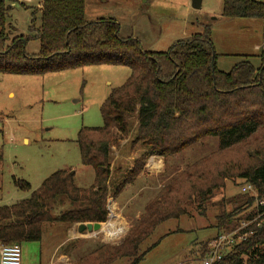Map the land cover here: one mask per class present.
I'll return each mask as SVG.
<instances>
[{"label": "trees", "instance_id": "16d2710c", "mask_svg": "<svg viewBox=\"0 0 264 264\" xmlns=\"http://www.w3.org/2000/svg\"><path fill=\"white\" fill-rule=\"evenodd\" d=\"M14 1L0 0V75L44 76L105 65L125 67L130 74L103 101L102 126L83 127L77 134L80 163L93 172L92 183L78 187L74 172L57 170L31 192L29 183L12 179L15 189L31 193L0 206V246L40 242L46 224L105 223L108 199H116L138 177L149 157L167 160L206 138L217 139L215 152L164 184L118 244L99 245L74 264H113L121 259L139 264L157 245L142 251L158 226L186 215V205L207 203L230 177L250 186L255 196L240 192L222 200L220 206L234 209L215 217L213 228L218 233L235 228V215L264 201V29L256 56L259 65L254 66L250 56H242L224 72L217 68L219 55L210 26H203L188 40L176 41L166 52H148L137 39L120 37L113 19L87 21L85 0H41L30 13L28 35L10 39L7 17ZM221 15L264 21V3L222 0ZM31 41L39 43L36 54L26 52ZM132 116L135 127L128 121ZM127 136L131 137L129 148L138 146L141 153L110 186L112 147ZM237 150L253 163L228 166V155ZM64 203L68 207L53 215L54 208ZM252 218L253 213L245 219ZM244 232L251 235L214 264H264V216Z\"/></svg>", "mask_w": 264, "mask_h": 264}, {"label": "rangeland", "instance_id": "374dc122", "mask_svg": "<svg viewBox=\"0 0 264 264\" xmlns=\"http://www.w3.org/2000/svg\"><path fill=\"white\" fill-rule=\"evenodd\" d=\"M255 1L264 3V0ZM40 2L33 0L31 4L24 5L16 1L10 3L7 17L10 39L28 35L30 13ZM85 7L86 20L95 21L98 17L113 19L119 26V36L137 39L145 51L166 52L176 41L188 40L200 33L203 26H210L214 50L219 55L218 69L228 72L242 56H250L254 66L259 65L256 56L260 51H256L254 45L261 43L260 25L264 21L223 18L222 0H202L198 10L192 8V0H85ZM38 50V41H31L26 47L28 54H36ZM129 74V69L125 67L105 65L44 76L0 75V205H9L27 197L26 192L13 187L12 179L23 180L30 184L32 190H36L55 171L71 170L76 172L75 183L78 187L89 186L92 171L81 166L77 134L83 127L102 126L100 107L103 101L112 89L125 82ZM128 121L131 127H135L134 116ZM125 138L129 143L131 137ZM217 145L216 138H206L167 159L163 171L153 180H136L137 183L131 185L132 189L115 201H122L120 208L123 207V216L128 221L124 226L126 233L142 215L146 202L164 184L187 166L215 152ZM128 152L124 150L126 158L130 156ZM140 153H135L136 158ZM227 158L230 161L228 166L232 168L254 161L238 150ZM133 161L120 162L121 172L113 176L110 186L126 174ZM224 183L225 188L214 191L210 200L201 207L186 205V215L158 226L142 245V251L155 243L157 245L146 253L139 264H202L207 243L218 233L213 228L215 217L234 209L232 205L220 206V202L241 192L240 179L230 177ZM144 186L152 189L144 190ZM128 199L133 205L124 206ZM67 207L65 203L56 206L52 214ZM254 211L252 206L238 213L232 225L238 226ZM73 227L65 224L44 225L43 241L21 244V264H51L54 260L55 264H74L99 245L118 244L125 236L110 240L100 232L96 236L84 233L75 239ZM113 264L129 262L121 259Z\"/></svg>", "mask_w": 264, "mask_h": 264}, {"label": "built area", "instance_id": "2783aa9c", "mask_svg": "<svg viewBox=\"0 0 264 264\" xmlns=\"http://www.w3.org/2000/svg\"><path fill=\"white\" fill-rule=\"evenodd\" d=\"M15 1L24 5L31 4L33 0ZM241 193H252L255 196V193L248 185H243L241 187ZM253 208L255 211L253 212L252 219L241 220L238 226L232 230L218 233L207 243V251L202 264H214L215 262L221 260L237 245L242 243L246 238H248V236L251 235V232L242 233V231L264 216V201H256L253 205ZM100 232H103L110 240H119L125 235L126 228L121 224H117L110 213L109 219L102 224L100 231L92 232L89 235L96 236ZM0 264H21V245L13 243L0 246Z\"/></svg>", "mask_w": 264, "mask_h": 264}, {"label": "crops", "instance_id": "0c3cea01", "mask_svg": "<svg viewBox=\"0 0 264 264\" xmlns=\"http://www.w3.org/2000/svg\"><path fill=\"white\" fill-rule=\"evenodd\" d=\"M38 5H39V3H38ZM36 7H38V6H36ZM87 15V11H86V7H85V18L87 17L86 16ZM99 18V17H98ZM98 18H96L97 20H98ZM100 19V18H99ZM30 21H31V16H30ZM87 21H89V20H87ZM262 28V29H261ZM263 29H264V24H262V25H260V31H261V43H259V44H255L254 45V49L256 50V51H260L261 50V46H262V31H263ZM259 31V32H260ZM27 141V140H26ZM118 143H119V145L116 147V146H114V147H112V160H111V168H112V172L114 173H112V177H111V179L113 178V176L114 175H119V173L121 172V165H120V162L121 161H124V160H134V159H136V154L135 153H140V148L137 146V147H134L132 150L129 148V146H128V140L126 139V138H123V139H121V140H118ZM127 148V149H126ZM124 150H126V151H128L129 150V152H128V154L130 155L129 157H125L124 156ZM132 151V152H131ZM138 157V156H137ZM165 161L166 160H164L163 158H160V157H154V156H152V157H149L148 159H147V161H146V164H145V166H144V169H143V171L138 175V177L131 183V184H129V185H127L125 188H124V190L121 192V194L116 198V199H113V198H109L108 199V204H107V209H108V219H109V215H110V213L112 214V216H113V219L115 220V222L117 223V224H122L123 226H127V220L125 219V217L123 216V213H122V211H123V207L122 208H120V206L122 205V201L121 202H119V203H116L115 201L116 200H118L119 201V199L121 198V196L123 195V194H125L126 192H129L130 191V189H132V184H134V183H137V181L136 180H142L143 179V181L145 182L146 180H153V177H157V176H159L160 174H161V171H163V168H164V166H165ZM119 170L118 172L117 171H113V170ZM128 170H130V168L128 169ZM83 172V171H82ZM75 173V176H76V172H74ZM92 180H93V172H92V177H91V181H90V184L92 183ZM89 184V185H90ZM158 188H159V186H158ZM37 189V188H36ZM142 189H152L151 187H148V186H144ZM32 191H34V190H32V188H31V192ZM158 191H160V189L158 190ZM158 191L156 192V194L158 193ZM31 192H29V193H26L27 194V197L26 198H28L29 196H30V193ZM155 194V195H156ZM133 196V195H132ZM25 198V199H26ZM153 198V197H152ZM151 198V199H152ZM110 200H111V202H110ZM149 201V200H148ZM147 201V202H148ZM147 202H146V204H147ZM13 204V203H12ZM12 204H9V205H12ZM145 204V205H146ZM9 205H6V204H3V205H0V206H9ZM130 205H133V202L130 200V199H128V200H125V202H124V206H130ZM145 205H144V207H145ZM141 216V215H140ZM139 216V217H140ZM138 217V218H139ZM77 226L78 225H74V227H73V229H74V235H73V237L75 238V239H77L78 237H81L82 236V234H80V233H78V230H77ZM128 228V227H127ZM69 230V229H68ZM52 233H49V235H51ZM64 238V237H63ZM43 239H44V234H43V236H42V240L41 241H43ZM40 241V242H41ZM63 256H66V255H63ZM67 257V256H66ZM51 260H53V259H51ZM55 264V260L54 261H52L51 262V264Z\"/></svg>", "mask_w": 264, "mask_h": 264}, {"label": "water", "instance_id": "95a60500", "mask_svg": "<svg viewBox=\"0 0 264 264\" xmlns=\"http://www.w3.org/2000/svg\"><path fill=\"white\" fill-rule=\"evenodd\" d=\"M201 1L202 0H192V8L196 10L200 9ZM71 174H73V172H71ZM101 227L102 224L100 223H85V224H78L77 230L78 233L84 234V233L98 232L100 231Z\"/></svg>", "mask_w": 264, "mask_h": 264}, {"label": "bare ground", "instance_id": "6f19581e", "mask_svg": "<svg viewBox=\"0 0 264 264\" xmlns=\"http://www.w3.org/2000/svg\"><path fill=\"white\" fill-rule=\"evenodd\" d=\"M103 234V233H102Z\"/></svg>", "mask_w": 264, "mask_h": 264}]
</instances>
